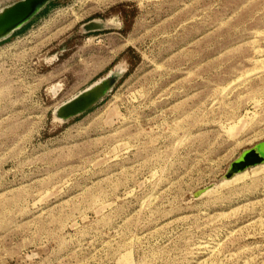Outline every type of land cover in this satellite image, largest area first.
Instances as JSON below:
<instances>
[{"label": "rangeland", "instance_id": "obj_1", "mask_svg": "<svg viewBox=\"0 0 264 264\" xmlns=\"http://www.w3.org/2000/svg\"><path fill=\"white\" fill-rule=\"evenodd\" d=\"M263 141L264 0H50L0 41V264H264Z\"/></svg>", "mask_w": 264, "mask_h": 264}, {"label": "water", "instance_id": "obj_2", "mask_svg": "<svg viewBox=\"0 0 264 264\" xmlns=\"http://www.w3.org/2000/svg\"><path fill=\"white\" fill-rule=\"evenodd\" d=\"M50 0H19L0 10V41L11 36L15 30L27 23L36 13H38ZM99 23L91 21L84 25L87 31L100 27ZM121 71L110 72L107 76L96 81L85 88L73 98L64 102L57 109L55 117L60 120H67L80 115L100 100L105 93L114 85ZM264 163V141L257 143L253 147L242 152L241 156L231 163L225 178Z\"/></svg>", "mask_w": 264, "mask_h": 264}, {"label": "bare ground", "instance_id": "obj_3", "mask_svg": "<svg viewBox=\"0 0 264 264\" xmlns=\"http://www.w3.org/2000/svg\"><path fill=\"white\" fill-rule=\"evenodd\" d=\"M98 81H99V80H98ZM91 85H92V84H91ZM57 86H58V85H57ZM88 87H89V86H88ZM53 89H54V88H53ZM80 92H81V91H80ZM74 96H75V95H74ZM74 96H73V97H74ZM73 97H72V98H73ZM70 99H71V98H70ZM62 104H63V102H62ZM62 104H61V105H62ZM59 107H60V105H59L56 109H54V110H55V113H56V111H57V109H58ZM53 113H54V112H53ZM54 117H55V115H54Z\"/></svg>", "mask_w": 264, "mask_h": 264}, {"label": "crops", "instance_id": "obj_4", "mask_svg": "<svg viewBox=\"0 0 264 264\" xmlns=\"http://www.w3.org/2000/svg\"><path fill=\"white\" fill-rule=\"evenodd\" d=\"M94 23H95V24H97V22H96V21H94Z\"/></svg>", "mask_w": 264, "mask_h": 264}]
</instances>
